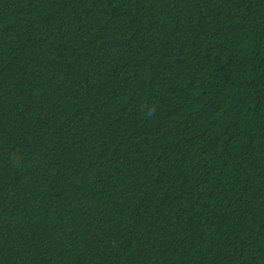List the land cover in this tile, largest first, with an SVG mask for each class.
<instances>
[{"label":"trees","instance_id":"1","mask_svg":"<svg viewBox=\"0 0 264 264\" xmlns=\"http://www.w3.org/2000/svg\"><path fill=\"white\" fill-rule=\"evenodd\" d=\"M0 264H264V0H0Z\"/></svg>","mask_w":264,"mask_h":264}]
</instances>
